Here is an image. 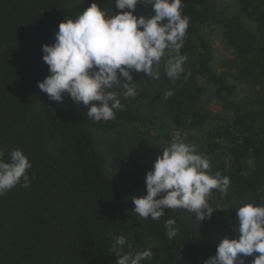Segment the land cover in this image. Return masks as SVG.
Masks as SVG:
<instances>
[{"label": "trees", "instance_id": "1", "mask_svg": "<svg viewBox=\"0 0 264 264\" xmlns=\"http://www.w3.org/2000/svg\"><path fill=\"white\" fill-rule=\"evenodd\" d=\"M62 1L0 0V81L14 83V92L33 94L40 109L39 117L30 119L33 100L20 94L14 102L0 104V151L8 159L11 150L21 149L32 164L30 186L22 187L21 180L14 187L19 196H6L9 204L15 197L19 208L1 260L115 264L113 237L124 235L132 251L151 248L153 255L143 264H206L217 245L202 244V237L235 238L236 209L247 202L264 203V0H231L236 14L256 36L237 26L228 36L233 56L218 70L213 66L211 42L202 30L206 0H182V15L189 18L181 48L187 56L185 73L170 80L163 61L158 80L134 73L138 95L121 97L123 110H116L115 119L99 122L68 94L61 102L51 101L37 85L49 75L41 46L54 42L61 21L74 19L92 2L62 5ZM95 2L112 14L121 11L115 0ZM134 14L150 16L151 5L138 4ZM199 77L212 88L220 112L204 107L206 89L198 83ZM166 90L174 93L167 99ZM237 95L241 97L235 99ZM123 127L139 138L161 139L167 145L175 136L189 143L185 136L197 133L198 150L211 162L210 173L219 172L230 180L227 193L213 191L219 206L211 218L197 222L195 214L186 210L165 208L164 216L153 220L133 211L132 197L146 194L145 180L126 170L118 141L108 146L113 172L105 173L91 134V129L115 131L124 143ZM46 134L60 141L58 159L46 151ZM170 217L176 221L174 238L166 234L165 221ZM129 250L125 245L124 251ZM253 258L246 257L245 264Z\"/></svg>", "mask_w": 264, "mask_h": 264}, {"label": "clouds", "instance_id": "2", "mask_svg": "<svg viewBox=\"0 0 264 264\" xmlns=\"http://www.w3.org/2000/svg\"><path fill=\"white\" fill-rule=\"evenodd\" d=\"M138 4L151 5L150 16L135 15ZM121 11L112 14L95 0L74 19L58 24L52 44H43L42 59L49 75L37 81L38 88L51 101L61 102L64 94L87 107V116L94 121L115 119L116 110H123V98H135L134 73L143 72L153 80L164 72L170 80L185 73L187 56L181 54L189 18L182 15V0H115ZM190 73L185 74L184 78ZM122 89V92L116 91ZM166 90L165 99L172 96ZM32 164L21 149H13L5 159L0 151V195L23 180L29 187L28 170ZM210 159L196 145L180 136L171 139L146 172V194L133 196V211L141 218L159 220L164 209L186 210L195 214L197 222L211 215L216 208L209 201L214 190L227 193L230 180L219 172L210 173ZM238 234L224 237L216 253L206 264H264V203L247 202L236 209ZM176 221H165L167 236L174 238ZM111 252L117 254L115 264H143L153 255L151 248L132 251L124 235L113 237ZM130 249L124 251V246Z\"/></svg>", "mask_w": 264, "mask_h": 264}, {"label": "rangeland", "instance_id": "3", "mask_svg": "<svg viewBox=\"0 0 264 264\" xmlns=\"http://www.w3.org/2000/svg\"><path fill=\"white\" fill-rule=\"evenodd\" d=\"M77 0H63L62 5H68ZM198 8V6L196 5ZM242 26L246 28L251 34L256 36L254 29L247 24L242 17L238 16L233 9L231 0H206L205 6L202 10V30L211 42L213 49V66L218 70L220 65L224 62L226 58L233 56V51H231L230 39L228 36L235 34L236 27ZM198 83L205 87L206 95L203 97V105L206 109L212 111L213 113L220 112L219 101L212 94V88L201 78H198ZM14 83H1L0 81V104L5 106V103L10 101L14 102V97L20 94L25 100L32 99V112L31 118L39 117V102L37 98L31 93H21L13 91ZM241 95L234 97L239 99ZM3 103V104H2ZM34 120V119H33ZM122 132L126 133L123 137V142H120V135L115 131H101L96 129H91V134L94 139L95 147L101 157L102 167L105 173L110 174L113 172L110 166V151L109 144L111 141H118L120 146V156L124 158V164L127 171H131L145 180L146 172L151 170L153 161L156 159L157 155L160 154L161 149L167 147L168 145L164 143L161 139L156 138H139L133 131L127 127H123ZM185 139L188 142L196 145L199 148L200 139L197 133L187 134ZM45 148L48 154L53 158H59L62 153L60 151V141L56 136H50L46 134L44 136ZM5 194L0 195V256L4 253L2 248H5L7 241L10 237L9 232L13 222V218L17 217L18 213V201L15 197H12V201L9 204L7 202L6 196H19V190L12 188ZM24 195H20V198ZM210 205L217 211L219 204L217 203V198L213 192L212 198L209 201ZM221 240L220 236L215 234H208L202 237V244L206 245L209 242L213 246H216ZM5 260H1L0 264H5Z\"/></svg>", "mask_w": 264, "mask_h": 264}]
</instances>
